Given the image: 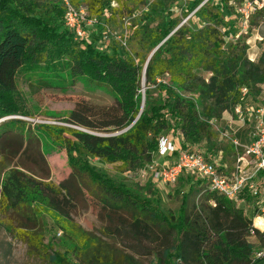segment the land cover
Segmentation results:
<instances>
[{"label":"trees","instance_id":"obj_1","mask_svg":"<svg viewBox=\"0 0 264 264\" xmlns=\"http://www.w3.org/2000/svg\"><path fill=\"white\" fill-rule=\"evenodd\" d=\"M112 1L70 0V4L101 18ZM204 1L191 0L181 9L187 16L198 8L194 15L206 20L203 27L180 25L170 17L163 26L136 28L132 39L140 51L134 56L105 53L96 46L95 32L75 42L64 26V7L57 4H49L50 10L43 12L35 0H0V121L27 117L16 76L40 65L47 66L48 76L106 85L115 102L107 109L77 103L61 120L66 126L37 125L35 132H23L22 120L0 123V212L14 215L16 225L9 224L7 230L25 245L29 256L48 264L264 261L254 258V246L248 242L253 236L264 251V231L254 229L253 218L234 202L206 192L205 201L189 211L193 190L187 187L178 212L164 213L155 190L146 196L101 176L80 152L120 169H140L151 163L161 135L178 134L182 142L178 150L184 151L210 142L213 121H220L224 113L234 118L237 106L245 109L264 94V52L255 63L248 60L244 47L224 49L231 26L223 16L233 0H207L201 6ZM199 71L208 73V80ZM142 83L144 107L139 115ZM156 83L159 95L154 98L148 88ZM39 134L65 151L70 178L78 179V187L86 184L107 210V226L99 235L73 224L70 179L57 187L45 182L49 168ZM45 214L64 232L70 250L61 253L45 243L41 221ZM254 224L262 226L258 220Z\"/></svg>","mask_w":264,"mask_h":264},{"label":"rangeland","instance_id":"obj_2","mask_svg":"<svg viewBox=\"0 0 264 264\" xmlns=\"http://www.w3.org/2000/svg\"><path fill=\"white\" fill-rule=\"evenodd\" d=\"M35 1L39 3L38 8L43 12L50 10L49 4H57L63 7L61 0ZM190 1L115 0L105 8L101 18H93L88 15V20H95L84 22L81 28H78L85 35L82 36L80 34L78 36L79 34L72 30L73 28L69 26V29L72 31L77 43L81 40L76 37H86L91 35L90 33L95 32L93 36L98 41L96 46L105 53L125 52L135 56L140 51L135 45V40L132 39V34L136 28L149 30L156 25L163 26L170 17L180 22V25L184 23L193 27L207 25L205 19L194 15L198 8L187 16L181 13V9H184ZM245 1L233 0L228 4L227 14H224L223 21L230 23L231 34L224 40V49H228L229 45L235 44L241 48L244 47L248 60L256 63L261 53L264 52V11L251 14L245 20V17L238 11V9L243 8L242 4ZM205 2L206 0L201 6ZM64 12H62L63 15ZM145 14H150L152 18L146 20ZM220 31L223 32L224 28L220 27ZM47 70V66L45 68L44 65H40L31 69V71L20 72L16 76L17 90L26 104L28 115L27 117L14 116L8 118L25 121L26 125L23 132L26 130L35 132L37 131L35 129L37 125L66 126L61 120L66 117L77 103H85L88 106L103 109L114 106L113 96L106 85L91 83L86 79H78L74 82H71L70 79H58L55 76H48L49 72ZM198 75L205 80L209 78L208 73L201 71L198 72ZM157 83L148 88L154 98L159 95ZM144 91L145 87L144 83H142L141 97ZM240 112L242 113L239 115L235 114L234 118L232 115L224 113L220 121H213L211 123V133L214 134V137L210 139V142L203 141L197 146L189 147L188 151L191 150L205 156L219 168H227L231 171L236 164V150L232 146V141L237 140L241 145L250 147L264 136V94L257 98L256 103H248L245 109H241ZM8 120L10 119L5 121ZM39 136L41 137V151L49 168V178L45 182L57 187L62 182L70 179L71 184L69 186L74 198L71 210L73 224L81 231L95 236L99 235V232L107 226V210L102 208L91 196L90 188L86 184L78 187V179L72 180L70 178L71 169L68 166L65 151L57 148L46 136L41 134ZM160 138L172 140L177 148L182 144L178 134H163ZM80 152L82 158L89 161L94 170L101 176L115 183H124L129 188L138 189L146 196H152L155 190L157 194L154 196L159 199L160 209L164 213L176 214L178 212L182 194L187 187H191L193 190L192 195L188 199L189 211L205 201L206 190L203 185H199V178L193 175L185 174L179 177L173 185H162L159 182L154 171L171 163L173 159L167 156L161 157L157 151L153 155L151 163L146 167L135 170L120 169L117 165L106 164L85 155L82 151ZM262 152H264V148H262ZM238 153L241 154L242 151L239 149ZM244 157L245 160L242 162L244 172L247 176L252 175L256 172L257 162L253 155ZM151 166H154V169L152 171L147 169L148 176L142 177L141 172ZM260 171L256 172L252 179L255 182L258 193L253 195L250 190H245L242 193L243 195L241 194L242 196H238L232 202L247 217L253 218L252 227L254 229L264 231L257 228L254 224V218L264 217L259 211L261 206L264 205V176L260 175ZM242 197L244 200L243 203H240ZM41 221L44 224L45 243H50L54 250L61 253L70 250L68 242L65 241L64 232L57 228L52 217L45 214ZM9 224L16 225L14 215L0 212V264H48L39 257L27 254L25 245L12 238L9 234L7 230ZM248 242L254 246V253L264 252L258 247L253 236L248 238ZM143 261L146 264L149 263V259H144ZM260 264H264V261H261Z\"/></svg>","mask_w":264,"mask_h":264},{"label":"built area","instance_id":"obj_3","mask_svg":"<svg viewBox=\"0 0 264 264\" xmlns=\"http://www.w3.org/2000/svg\"><path fill=\"white\" fill-rule=\"evenodd\" d=\"M64 7L63 21L67 29L69 26L76 31L78 36L83 34L80 32L81 26L84 22H92L88 20V13L85 8H75L70 4V0H61ZM207 1V0H206ZM242 9L238 11L245 17L249 18L251 14L264 11V0H246L242 4ZM79 28V29H78ZM70 30V29H69ZM71 31V30H70ZM72 32V31H71ZM76 37V36H75ZM80 40L84 37H76ZM245 92V90L243 91ZM241 109L239 106L235 108V114L239 115ZM264 136L259 141L250 147L241 145L237 140L232 141V146L236 150V164L235 167L229 171L227 168H219L212 160L197 154L193 151L178 150L172 140L166 138L158 139V155L161 157L175 156V161L164 166L159 167L154 172L162 185H173L177 179L185 174L193 175L200 180V185H203L206 192L215 193L229 201H234L245 190H250L253 195L258 193L255 182L252 181L256 172L264 170ZM239 149L242 151L238 153ZM253 155L257 164L256 172L247 176L242 167V162L245 160L244 156ZM152 171L154 166L145 168L141 172V176H148V170ZM260 213L264 215V205L259 209ZM255 259L264 258V252L254 254Z\"/></svg>","mask_w":264,"mask_h":264},{"label":"water","instance_id":"obj_4","mask_svg":"<svg viewBox=\"0 0 264 264\" xmlns=\"http://www.w3.org/2000/svg\"><path fill=\"white\" fill-rule=\"evenodd\" d=\"M153 52H154V51H153ZM153 52L151 53V55L149 56V58H148L147 61H146V64H145V67H144V71H143V74H144V72H145L146 65H147L149 59L151 58ZM143 107H144V95H142V97H141V106H140L139 115H140V113L142 112ZM139 115H138V116H139ZM7 119H11V118H5V119L1 120L0 123L3 122V121H5V120H7Z\"/></svg>","mask_w":264,"mask_h":264},{"label":"crops","instance_id":"obj_5","mask_svg":"<svg viewBox=\"0 0 264 264\" xmlns=\"http://www.w3.org/2000/svg\"><path fill=\"white\" fill-rule=\"evenodd\" d=\"M177 148V147H176ZM178 149V148H177ZM168 158H172V159H175V156H170V157H168ZM243 195V194H242ZM241 195V196H242ZM243 197H242V199H241V201H240V203L242 202L243 203ZM254 220L256 221V220H258L259 221V224L260 225H262L259 229H262V230H264V217H256V218H254ZM255 221H254V223H255ZM258 228V227H257Z\"/></svg>","mask_w":264,"mask_h":264}]
</instances>
